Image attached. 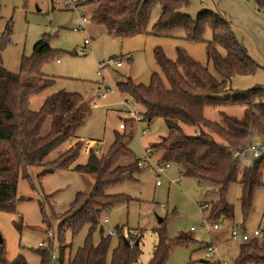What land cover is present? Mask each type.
<instances>
[{
    "label": "rangeland",
    "instance_id": "rangeland-1",
    "mask_svg": "<svg viewBox=\"0 0 264 264\" xmlns=\"http://www.w3.org/2000/svg\"><path fill=\"white\" fill-rule=\"evenodd\" d=\"M188 1L189 4L182 10L192 18H196L203 9L222 13L231 22L236 37L257 64L253 73L231 77L228 80L229 87L246 91L261 86L264 90V35L252 32L242 25L244 23L241 20L237 22L227 16L221 5L222 0ZM94 8L95 5L87 6L85 12L59 10L52 9L47 1L42 0H0V35L8 22L12 30L10 42L2 52L3 67L18 73L23 58H42L41 70L55 78L53 86L30 99V109L39 110L46 96L56 90L78 92L86 104H96L91 107L86 123L77 130V136L81 139L80 149L85 140L94 148L86 152L80 150L82 154L78 161L83 163V153L90 150L98 149L96 153L102 155L112 143L115 131H131L127 146L133 157H139L143 163L135 180L124 181L107 191L126 195L129 200L116 202L110 209L103 211L93 227L84 223L72 239L67 234L71 244L64 255L63 264H68V257L71 258L84 244L89 233L94 243H98L101 236L109 240L108 260L119 240L125 238L132 244L137 238L141 250L140 262L148 264L163 226L169 238L189 236L194 240L174 247L166 264H231L239 245L243 243L231 237L232 228L247 233L259 229L263 233L259 239L264 241V185L256 189L252 208L244 217L240 202L241 187L238 183L231 184L227 201L232 206V214H219L216 219H210V209L204 204L211 205L217 200V185L181 176L179 166L171 161L163 172L156 171V166L163 163L162 148L156 144L168 135L165 122L160 117L150 121L130 120V111L142 115L144 106L121 87H125L126 82H131L134 86L145 88L154 73L163 77L154 56V49L157 47L170 59L176 58V48H180L205 65L217 79H221L206 56L204 43L183 39L182 29L174 30L170 35H112L103 24L92 21L82 24L81 17L91 14ZM159 15L160 6L154 4L150 8L146 24L148 31ZM80 25L83 28L77 29ZM203 37L205 40L212 39L209 27L205 28ZM84 39L90 40V43L85 44ZM41 41H45L51 51L45 50L36 56L35 51H39ZM219 51L224 53L222 48ZM111 56L120 58L122 65L118 68L105 66L99 69V62ZM221 112L241 118L244 106H208L204 110V116L220 122ZM122 120L126 124L124 130L118 128ZM49 122H45L43 134L48 131ZM180 127L188 136L204 129L186 124H180ZM143 129H147L145 133H142ZM213 137L222 142L219 136L213 134ZM254 140L264 153V140L259 136ZM145 150L149 151L145 153ZM62 151L61 147L52 151L45 160H54ZM133 157H124L118 164L133 162ZM250 158L251 152L246 151L241 157L242 165L247 164ZM29 172V178L19 176L15 211H0V240L8 259L21 253L29 264L40 263L38 243L43 241L49 246L51 253L49 264H57L58 217L69 209L78 192L88 193L91 190L95 177L72 169L42 173L41 167L35 166ZM262 173L264 183L263 169ZM156 180H159V184H156ZM164 217L163 224H160L158 218ZM105 218L108 219L107 222H104ZM214 223L218 225L217 228L212 227ZM110 229L114 231L112 236H108ZM208 243L215 247V251L205 257V244Z\"/></svg>",
    "mask_w": 264,
    "mask_h": 264
},
{
    "label": "trees",
    "instance_id": "trees-1",
    "mask_svg": "<svg viewBox=\"0 0 264 264\" xmlns=\"http://www.w3.org/2000/svg\"><path fill=\"white\" fill-rule=\"evenodd\" d=\"M248 1L264 15V0ZM154 4H159L160 15L148 31L146 24ZM188 4V0H101L92 11L91 21L103 24L112 35H170L174 30L182 29L183 39L204 43L206 56L221 79H217L205 65L184 50L176 48V58L170 59L157 47L154 56L164 79L154 73L145 88L134 86L131 82L121 87L144 106L142 120L150 121L156 117L164 120L168 135L156 144L162 148L163 163L175 162L181 176L217 185L215 192L218 198L211 205L207 204V209H210L208 217L216 219L219 214H232L227 195L234 183L241 187V209L246 217L252 208L256 189L264 185V153L251 157L244 165L241 157H235L233 153L246 150L255 142L256 136L264 140V90L261 86L246 91L234 90L229 87L228 80L235 75L253 73L257 64L222 13L203 9L196 18H192L182 10ZM206 27L212 30L211 40L203 37ZM11 31L8 22L0 35V211H15L19 176L29 178L31 167H41L42 173L72 169L95 177L91 190L88 193L78 192L69 209L58 217L57 264H63L71 244L67 234L72 239L84 223L93 227L103 211L116 202L130 199L126 195L107 191L124 181L135 180L140 170L137 165L139 157H133L127 146L131 131H115L112 143L102 155L90 150L83 153L85 161L79 162L82 153L77 130L86 123L91 107L80 93L61 89L46 96L39 110H31L30 99L53 86L55 78L41 70L42 58H23L18 73L3 67L2 52L10 42ZM39 45L36 56L45 50L51 51L45 41L39 42ZM230 104L244 106L241 118L221 112V121L218 122L204 116L208 106ZM47 120L50 121L49 128L43 134L42 128ZM180 124L204 129L188 136L182 132ZM213 134L219 136L222 142L216 141ZM72 141H75L76 147L67 149V143ZM60 147L64 151L54 160H45ZM124 157H133V162L118 164ZM164 219L161 218L159 223L163 224ZM135 240L128 245L119 240L108 260L109 240L101 236V240L94 243L89 233L84 244L71 258L68 257V264H141V250ZM190 242L194 240L189 236L169 238L163 226L148 264H166L174 247ZM38 253L41 257L39 264H49V246L45 243L38 246ZM0 264L29 263L21 253L8 259L1 241ZM231 264H264V241L253 237L241 243Z\"/></svg>",
    "mask_w": 264,
    "mask_h": 264
},
{
    "label": "built area",
    "instance_id": "built-area-1",
    "mask_svg": "<svg viewBox=\"0 0 264 264\" xmlns=\"http://www.w3.org/2000/svg\"><path fill=\"white\" fill-rule=\"evenodd\" d=\"M42 1H47L51 5L52 9L56 8L59 10H74V11H84L85 12L87 6L96 5L101 0H42ZM91 14H92V12H91ZM91 14H87V15L81 17L82 24H86V23L91 21ZM82 28H83V26L80 25L77 29H82ZM84 43L89 44L90 40L84 39ZM121 65H122V60L120 58L111 56V57H108L107 59L99 62L98 67H99V69H101L105 66L110 67V68H118ZM98 73H99V71H98ZM89 106L95 107L96 104L94 103V104H91ZM130 115H131V117L129 118L130 120L139 121V120L143 119V115H138L134 111H130ZM118 128L121 130H124L126 128V124H125L124 120L119 122ZM146 130L147 129H143L142 133H145ZM82 142H83L81 145L82 151L86 152L89 149L94 148L93 146H90V143L87 140L82 141ZM75 147H76V143H74V142L67 143V145H66L67 149H74ZM97 151H98V149L95 150V152H97ZM148 151L149 150H145V153H147ZM246 151L251 152V157H257L260 155L261 146L258 145L256 142H253L252 144L249 145L248 148H246V150L235 151L233 153V155L235 157H242ZM142 164L143 163L140 160L137 162L138 166H142ZM159 164L156 166L157 172H163L169 166L168 162L162 163L161 165H159ZM156 184H159V180H156ZM204 206L208 207V205L206 203L204 204ZM107 221H108V219L105 218L104 222H107ZM212 227L217 228L218 225L216 223H214ZM50 235H51V233L48 234V236H50ZM108 235H110V236L114 235V231L110 229L108 231ZM230 235L233 239H237V240L245 242V241H248L249 239H251L253 237H257V238L262 237L263 233L259 229H255L252 233H247L245 231H238V230L232 228L230 231ZM44 243L45 242H43V241L39 242L38 246H41ZM214 251H215V247L211 243H208L205 245V251H204L205 257H209L210 255H212L214 253ZM218 264H227V263L219 262Z\"/></svg>",
    "mask_w": 264,
    "mask_h": 264
},
{
    "label": "crops",
    "instance_id": "crops-1",
    "mask_svg": "<svg viewBox=\"0 0 264 264\" xmlns=\"http://www.w3.org/2000/svg\"><path fill=\"white\" fill-rule=\"evenodd\" d=\"M221 5L224 13L231 19L237 20V22L241 20L244 23L242 25L247 26L252 32L264 35V15L258 12L250 1L222 0Z\"/></svg>",
    "mask_w": 264,
    "mask_h": 264
},
{
    "label": "water",
    "instance_id": "water-1",
    "mask_svg": "<svg viewBox=\"0 0 264 264\" xmlns=\"http://www.w3.org/2000/svg\"><path fill=\"white\" fill-rule=\"evenodd\" d=\"M38 9V8H37ZM39 50V49H38ZM21 198V197H20ZM158 221L161 222V218H158ZM123 241H124V245H128L130 244L125 238H123ZM1 242V240H0ZM135 244H138V240L135 241ZM202 261H205L202 259Z\"/></svg>",
    "mask_w": 264,
    "mask_h": 264
}]
</instances>
